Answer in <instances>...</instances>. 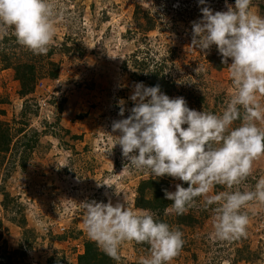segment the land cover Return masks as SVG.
I'll return each instance as SVG.
<instances>
[{
    "label": "rangeland",
    "instance_id": "obj_1",
    "mask_svg": "<svg viewBox=\"0 0 264 264\" xmlns=\"http://www.w3.org/2000/svg\"><path fill=\"white\" fill-rule=\"evenodd\" d=\"M197 1L54 0L57 9L62 7L63 11V15L57 17L56 34L50 45L57 49L52 56V60L59 63L57 79L40 80L33 95L20 98L16 94L18 83L13 70L3 68L0 63V99L9 101L0 104V121L7 122L12 133L18 127L26 131H40L42 146L46 149L41 154L33 152L25 172L17 168L4 182L0 181V251L4 248L12 254L22 250L20 242L23 236L21 228L6 220L3 212L4 191L9 192L22 207L19 216L26 219L27 229L42 236L47 235L49 230L53 235L62 234L71 227L81 232L78 240L52 242L51 250L48 241L39 238L43 252L38 246L28 251L29 257L25 260L31 264H44V253L51 254L53 249L68 254V264H74L83 240L89 239L82 222L84 208L81 204L84 202L94 200L108 203L111 200L113 205L121 203L127 207L128 204L131 210L139 212L133 209V190L139 180L152 175L131 166L125 168L128 162L123 158L122 150L116 145L117 139L113 136L119 133L112 132L113 121L130 115V111H125L123 117L119 115V102L123 100L128 110L134 104L130 96L138 82L135 80L137 71L131 66L132 54L135 53L139 58L169 61L167 71L177 79L178 89L183 88L185 91L194 87L196 95L202 92L207 99V110L213 109L215 97L224 92V104L218 101L215 113L219 115L223 112L233 93L229 69L221 72L212 70L205 62L206 53L190 46L192 22L202 18L201 7H195ZM207 1H213V11H227L225 1ZM165 2L171 5V11L163 10ZM227 3L232 4L229 1ZM135 5L153 14L158 13L161 22L168 28V20L174 11L187 6L189 13L183 15L185 21L177 23L175 32L153 33L144 40L141 39L142 33L137 32L132 24ZM254 11L257 12L255 8ZM2 35L4 33H0V38ZM169 43L177 49L172 61L166 46ZM63 44L70 49L64 50ZM215 50L216 46H212L209 52ZM13 53L14 57H18L20 49L16 48ZM19 56L21 60L26 59L23 55ZM124 61L126 64L123 69ZM199 65L202 67L197 73ZM32 97L36 100L38 114L29 115L27 124H20L23 120L21 109L25 106L34 108ZM52 98L55 99L54 104L50 103ZM261 99L264 102V98ZM192 101L195 102V99L192 98ZM191 107L196 111H205L200 106ZM79 115L83 116L80 120ZM44 119L57 120L56 136H44ZM73 136L81 139H73ZM19 137L17 140H20ZM84 147H88V150H84ZM141 172L143 174L138 176ZM0 174L4 175V167H1ZM261 177H264V157L254 162L252 175L241 185V189L253 190ZM98 183L108 186L98 187ZM177 183L178 180H172L171 190H175ZM212 194H215L214 191ZM201 207V204L197 205L194 211L199 212ZM204 210L206 215L202 223L184 231V247L171 264H264V205L251 202L242 209L249 217L246 236L231 241L212 237L215 213L212 208ZM243 244L248 245L249 251L257 252L260 259L252 257L249 261L233 263L236 248H241ZM148 253L149 250L136 249L133 242H125L117 263L139 264L140 259Z\"/></svg>",
    "mask_w": 264,
    "mask_h": 264
},
{
    "label": "clouds",
    "instance_id": "obj_2",
    "mask_svg": "<svg viewBox=\"0 0 264 264\" xmlns=\"http://www.w3.org/2000/svg\"><path fill=\"white\" fill-rule=\"evenodd\" d=\"M199 3L202 18L192 22L190 46L203 53L216 46L228 67L233 93L223 112L196 111L183 97L164 94L159 85L136 83L130 96L134 107L128 110L119 102V115H130L113 121L112 132L119 133L113 136L128 162L125 168L186 183V188L177 183L175 191L163 190L169 208L177 215L198 203L212 208V237L231 241L246 236L249 217L242 209L251 202L264 205V177L253 190L241 189L254 162L264 157V15L254 11L253 0H235L234 6L225 0L227 11H213L207 0ZM62 15L54 0H0V33L11 29L19 46L46 54ZM236 121L239 126L233 128ZM217 185L227 190L212 194ZM81 205L87 236L117 262L125 242L149 246L139 264H171L185 243L178 228L148 211L134 212L111 200Z\"/></svg>",
    "mask_w": 264,
    "mask_h": 264
},
{
    "label": "trees",
    "instance_id": "obj_3",
    "mask_svg": "<svg viewBox=\"0 0 264 264\" xmlns=\"http://www.w3.org/2000/svg\"><path fill=\"white\" fill-rule=\"evenodd\" d=\"M217 1L224 2L225 0ZM227 1L232 4L235 3V0ZM212 2L213 1H207V6L211 7ZM253 5L258 14L264 15V0H253ZM195 7L196 9L202 7L199 3V0L197 1ZM162 8L164 11H171V5H168L167 2L163 4ZM212 8L213 7H211V9ZM188 9L189 7L184 6L183 9L174 11V15L168 20V24L170 25L168 28V26L166 27V25L161 22L162 20L158 17V13L153 14L150 10H144L140 5H135L132 12V24L134 25V28L137 32L142 33L143 36H141V39L144 40L153 33H157V35L166 31L172 33L176 31L177 23L186 20L183 18V15L189 13ZM196 9L195 12L198 13V10ZM9 32L10 33H4V35H2L0 38V63L2 64L3 68H10L13 70L14 79L18 83V89L16 91L17 96L20 98H28L35 92L37 84L40 80L46 79L47 81H54L57 79L59 63L55 60H52V56L55 54L57 49L53 46H49V50L46 54H33L28 49L23 48L16 43L15 36L13 35L11 29ZM62 46L66 51L70 49L69 47H64L65 44ZM166 46L170 52V61H172L177 53V49L172 47L170 43ZM16 48L20 49L19 55L25 56V60H21L19 55L18 57H14L15 53H13V50L15 52ZM204 59L207 65H210L211 69L214 71L221 72L222 70L228 68L222 63V57L218 50L213 52L208 51L206 55H204ZM168 62L169 61L165 59L156 60L147 58L145 59L143 57L139 58L135 53L132 54L131 66L137 71L135 80L138 83H143L146 87L159 85L161 91L170 98L182 96L186 100L187 106L191 109L192 105L198 107L200 106L199 108H205L206 112L216 114L215 112L217 111L218 101L224 104L225 93L222 92L216 96V102L214 105H212L213 109L207 110V99L205 95L202 94V92L196 95L197 92L194 87L192 90L186 89L185 91L183 88L178 89L177 79L171 74L170 71H167ZM125 64L126 63L124 61L123 69ZM192 98L195 99V102L192 101ZM54 100L55 99L52 98L50 103L54 104ZM32 101L31 102L34 108L25 106L24 109H21L20 115L23 117V120L20 121V124H27L26 118L29 115L36 116L38 114L35 98L32 97ZM7 102H9L8 99H0V104ZM132 107H134V104ZM82 118V115L78 116V120ZM43 123L44 136H56L55 130L58 126L57 120L55 119L54 121H48L47 119H44ZM239 123L240 121H236L233 124V128L239 126ZM60 130L64 131L63 129ZM11 131L12 129L9 127L7 122L0 121V169L1 167H4V175L1 176L0 174L1 182H4L10 176L11 172L17 168L20 169L21 172H25L34 151H38L39 154L46 152V149H43L42 146L43 139L42 133L40 131L36 129H28L26 131V129L23 127H18L15 129V131H13V133ZM64 132L65 134H68L67 131ZM18 135H20L19 138L21 142L20 140H17ZM72 138L76 140L81 139V137L74 136ZM48 146H50V144ZM84 150H88V147H84ZM118 164L119 163H117V165ZM142 174L143 172H141L138 176ZM249 178L246 181H248ZM172 180L174 179L166 176L160 178L150 176L146 179L139 180L133 190V209L139 212L148 211L152 213L156 219L166 222L173 228H178L182 233H184L186 229L195 228L200 225V223H202L203 217L206 215L204 210L205 208L201 207V210L196 212L194 211L193 207L183 215H177L172 209L169 208L171 201H168L165 198L163 191L164 189L175 191L171 190L170 188V183ZM178 183L182 184V186L185 188L188 187V185L182 181L178 180ZM225 190L226 188L224 186L217 185L213 191L216 194ZM197 205H199V203ZM3 206V212L6 220L21 228L23 230V236L20 242V249L22 250L11 254L4 250V248L1 249L0 264H31L27 263L25 260L29 257L28 251L32 250L35 246H38L40 247V252H43L42 241L40 242L39 238H43L44 240L46 239L51 250L52 242L54 241L78 240L81 237V232L79 230H75V228L72 227L67 232L57 235H53V233L49 230L47 231V235L44 236L37 234L36 231L27 229L26 219L23 216H19L22 207L16 202V199L11 197L10 193L6 191L3 192ZM165 209H168L167 213L165 212ZM133 245L136 247V249L141 248L143 250H149V246L147 244H137L133 241ZM74 250L75 248H73V251ZM80 250L81 251L75 257L74 264H118L117 261L105 255L97 247L96 243L88 238L83 240ZM249 250L250 249L248 245L245 244H243L241 248L237 247L236 257L234 258L233 263L239 260L249 261L252 257L260 259V256L257 252H252ZM44 254V264H68L69 255L64 252L53 249L51 254L48 252H45Z\"/></svg>",
    "mask_w": 264,
    "mask_h": 264
},
{
    "label": "built area",
    "instance_id": "obj_4",
    "mask_svg": "<svg viewBox=\"0 0 264 264\" xmlns=\"http://www.w3.org/2000/svg\"><path fill=\"white\" fill-rule=\"evenodd\" d=\"M62 230H63V228H62Z\"/></svg>",
    "mask_w": 264,
    "mask_h": 264
}]
</instances>
